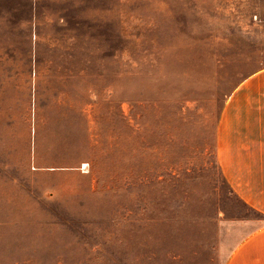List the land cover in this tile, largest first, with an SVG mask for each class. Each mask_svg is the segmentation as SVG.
I'll use <instances>...</instances> for the list:
<instances>
[{
  "label": "rangeland",
  "instance_id": "rangeland-1",
  "mask_svg": "<svg viewBox=\"0 0 264 264\" xmlns=\"http://www.w3.org/2000/svg\"><path fill=\"white\" fill-rule=\"evenodd\" d=\"M263 67L264 0H0V264H224L264 216L216 128Z\"/></svg>",
  "mask_w": 264,
  "mask_h": 264
},
{
  "label": "crops",
  "instance_id": "crops-1",
  "mask_svg": "<svg viewBox=\"0 0 264 264\" xmlns=\"http://www.w3.org/2000/svg\"><path fill=\"white\" fill-rule=\"evenodd\" d=\"M216 157L232 193L264 216V67L226 99L216 128ZM224 264H264V223L234 247Z\"/></svg>",
  "mask_w": 264,
  "mask_h": 264
},
{
  "label": "bare ground",
  "instance_id": "bare-ground-1",
  "mask_svg": "<svg viewBox=\"0 0 264 264\" xmlns=\"http://www.w3.org/2000/svg\"><path fill=\"white\" fill-rule=\"evenodd\" d=\"M85 166V165H84Z\"/></svg>",
  "mask_w": 264,
  "mask_h": 264
}]
</instances>
